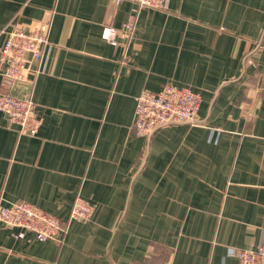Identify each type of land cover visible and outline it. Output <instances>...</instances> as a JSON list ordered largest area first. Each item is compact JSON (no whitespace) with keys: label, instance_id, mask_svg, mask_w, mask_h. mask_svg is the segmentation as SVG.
Instances as JSON below:
<instances>
[{"label":"crops","instance_id":"obj_1","mask_svg":"<svg viewBox=\"0 0 264 264\" xmlns=\"http://www.w3.org/2000/svg\"><path fill=\"white\" fill-rule=\"evenodd\" d=\"M9 23L48 24L50 44L26 82L0 64V90L43 117L28 135L0 111V204L31 202L66 230L0 222V264H239L264 239V0H0ZM169 82L201 95L199 123L135 135L139 93ZM77 196L88 221L69 220Z\"/></svg>","mask_w":264,"mask_h":264},{"label":"built area","instance_id":"obj_2","mask_svg":"<svg viewBox=\"0 0 264 264\" xmlns=\"http://www.w3.org/2000/svg\"><path fill=\"white\" fill-rule=\"evenodd\" d=\"M120 2L121 0H115ZM138 9L162 7L166 0H131ZM135 15L131 14L124 23L130 29ZM10 24V25H9ZM0 29L5 40L0 48V64L3 67L4 81L10 84L26 82L30 75H37L45 69V55L49 41V25L41 23L27 29L9 23ZM116 29L107 24L103 37L116 43ZM201 95L189 85L173 82L160 90L143 89L136 101L132 129L135 135H148L162 126L172 123H199L198 111ZM0 111L7 114L20 133L36 135L43 123L31 95L16 96L8 90H0ZM95 205L82 196H77L69 220L88 221L95 212ZM0 222L7 227L20 228L16 236L22 237L25 231H33L40 240L55 239L66 230L65 221L55 214L28 201H15L0 204ZM239 264H264V239L257 245L238 249Z\"/></svg>","mask_w":264,"mask_h":264}]
</instances>
